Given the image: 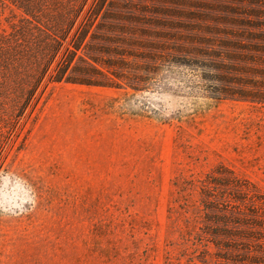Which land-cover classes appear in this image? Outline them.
<instances>
[{"label":"rangeland","instance_id":"1","mask_svg":"<svg viewBox=\"0 0 264 264\" xmlns=\"http://www.w3.org/2000/svg\"><path fill=\"white\" fill-rule=\"evenodd\" d=\"M0 153V264H264V0H0Z\"/></svg>","mask_w":264,"mask_h":264},{"label":"trees","instance_id":"2","mask_svg":"<svg viewBox=\"0 0 264 264\" xmlns=\"http://www.w3.org/2000/svg\"><path fill=\"white\" fill-rule=\"evenodd\" d=\"M52 40L57 41L58 39H56L55 37H52ZM59 46L52 47V50L45 57V60L43 61L42 65H40L38 69L35 71V73L32 75L30 81L28 82L27 87L22 89L20 101L18 102L19 112H21L22 109L26 108L27 105L30 103V101L35 97V94L39 90V87L41 86L44 77L47 75V72L50 68L51 63L53 62L56 54L58 53ZM50 78H51L50 80L52 81H59L61 79V77L59 76H55L53 78L52 75Z\"/></svg>","mask_w":264,"mask_h":264}]
</instances>
